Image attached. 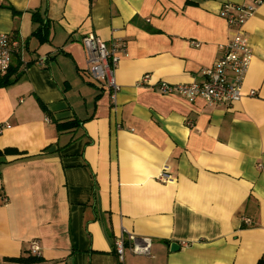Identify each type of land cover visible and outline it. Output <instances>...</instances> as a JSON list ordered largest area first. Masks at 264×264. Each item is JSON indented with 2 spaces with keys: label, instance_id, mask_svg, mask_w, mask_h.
I'll list each match as a JSON object with an SVG mask.
<instances>
[{
  "label": "crops",
  "instance_id": "crops-1",
  "mask_svg": "<svg viewBox=\"0 0 264 264\" xmlns=\"http://www.w3.org/2000/svg\"><path fill=\"white\" fill-rule=\"evenodd\" d=\"M251 1L0 0V33L20 44L0 87V152L16 150L0 154V264H264V5L240 102L156 90L203 82L233 35L222 5ZM90 34L128 43L115 102L89 74ZM128 234L152 256L121 258ZM34 242L41 260H11L38 257Z\"/></svg>",
  "mask_w": 264,
  "mask_h": 264
},
{
  "label": "built area",
  "instance_id": "built-area-1",
  "mask_svg": "<svg viewBox=\"0 0 264 264\" xmlns=\"http://www.w3.org/2000/svg\"><path fill=\"white\" fill-rule=\"evenodd\" d=\"M264 5V0H253L250 3H224L220 10L229 28L233 31L230 41L220 48L221 58L216 64L204 70L205 79L201 83L173 85L166 82L157 84L156 90L163 95H176L191 103L203 99L209 106L232 107L244 98L243 87L254 59V50L249 35L245 31L248 21L256 15ZM196 46V42H193ZM19 41L11 34L0 33V74L6 75L14 61L15 50ZM87 52L90 76L101 84L108 92L113 102L116 101L121 86L117 83V71L123 58L129 57V47L125 40L117 39L110 44L94 34L83 39ZM150 74L144 75L138 85L149 86ZM250 96H258L251 92ZM9 126H0V134ZM161 182H172L174 178L163 172L159 178ZM7 203L6 197H0ZM154 242L151 238L138 237L134 234L121 235L115 242L117 254L124 258L126 254L140 257L152 256ZM35 256L41 255L40 245L34 242L31 249Z\"/></svg>",
  "mask_w": 264,
  "mask_h": 264
},
{
  "label": "trees",
  "instance_id": "trees-1",
  "mask_svg": "<svg viewBox=\"0 0 264 264\" xmlns=\"http://www.w3.org/2000/svg\"><path fill=\"white\" fill-rule=\"evenodd\" d=\"M37 21V20H36ZM17 71L13 68V65L10 69V71L6 74V75H0V87H4V86H8L13 84L15 81H17V75H16ZM74 122H64V123H60L58 125L59 129L62 131H67L69 130L72 126H73ZM16 152V150L14 149H7L4 152H0V154H12ZM0 197H4L3 195H0ZM14 262H20V263H27V262H36L41 260V258L39 257H32L30 259H25V258H16V259H11Z\"/></svg>",
  "mask_w": 264,
  "mask_h": 264
},
{
  "label": "water",
  "instance_id": "water-1",
  "mask_svg": "<svg viewBox=\"0 0 264 264\" xmlns=\"http://www.w3.org/2000/svg\"><path fill=\"white\" fill-rule=\"evenodd\" d=\"M171 250L173 253L178 252L181 250V246L178 243H173L171 246Z\"/></svg>",
  "mask_w": 264,
  "mask_h": 264
}]
</instances>
